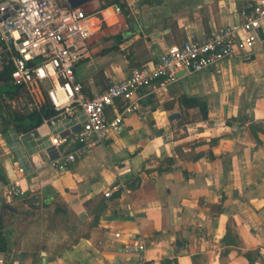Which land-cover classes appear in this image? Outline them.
<instances>
[{"label": "crops", "instance_id": "crops-1", "mask_svg": "<svg viewBox=\"0 0 264 264\" xmlns=\"http://www.w3.org/2000/svg\"><path fill=\"white\" fill-rule=\"evenodd\" d=\"M114 1L79 6L95 17L90 57L74 69L87 95L156 61L167 46L241 21L254 2L117 0L123 14ZM2 95L0 88L8 119ZM138 97V112L62 173L46 164L55 154L46 138L16 134L0 119L4 264H135L120 251L132 235L145 239L147 264H264V31L249 54ZM31 158L45 164L33 168ZM16 162L25 168L24 195L7 200Z\"/></svg>", "mask_w": 264, "mask_h": 264}, {"label": "built area", "instance_id": "built-area-1", "mask_svg": "<svg viewBox=\"0 0 264 264\" xmlns=\"http://www.w3.org/2000/svg\"><path fill=\"white\" fill-rule=\"evenodd\" d=\"M94 18L80 7L61 5L57 0H0V76H7L4 108L8 114H42L32 135L46 138L55 148L46 164L59 173L102 144L127 116L138 112L142 89L161 94L184 75L212 69L238 52L249 54L257 33L264 31V0H254L251 13L244 14L241 21L167 46L156 61L132 68L123 79L87 95L74 69L90 57ZM108 107L114 109L112 117L106 114ZM43 110L52 114L44 116ZM71 141L80 146L59 150ZM28 164L38 169L45 162L31 158ZM15 171L18 178L9 179L5 186L7 200L24 195L20 176L25 168L16 162ZM114 238L122 236L114 233ZM145 249V239L132 235L124 238L120 251L136 256L135 264H147ZM0 264H4L1 252Z\"/></svg>", "mask_w": 264, "mask_h": 264}, {"label": "trees", "instance_id": "trees-1", "mask_svg": "<svg viewBox=\"0 0 264 264\" xmlns=\"http://www.w3.org/2000/svg\"><path fill=\"white\" fill-rule=\"evenodd\" d=\"M114 3H116V5L119 7L120 11L123 14L127 13L126 5L124 2L115 0ZM6 83L7 76L5 77V75H1L0 88L2 93L7 92ZM43 112L42 113L44 114V116H49L52 114L51 110H43ZM41 115L42 114L40 113H30L27 115L9 114L8 119H4L1 116L0 119L2 120V123L5 128L11 127L16 134L31 135L34 132V129L40 124ZM38 203V201H34L35 205H39ZM7 236L8 235L6 232L0 230V252L5 253L8 250L9 241Z\"/></svg>", "mask_w": 264, "mask_h": 264}, {"label": "water", "instance_id": "water-1", "mask_svg": "<svg viewBox=\"0 0 264 264\" xmlns=\"http://www.w3.org/2000/svg\"><path fill=\"white\" fill-rule=\"evenodd\" d=\"M90 0H66L67 4L72 7V8H76V7H79L83 4H85L86 2H88ZM179 116L178 114H172L169 119L170 120H174V119H178ZM178 125H180V123H178Z\"/></svg>", "mask_w": 264, "mask_h": 264}, {"label": "rangeland", "instance_id": "rangeland-1", "mask_svg": "<svg viewBox=\"0 0 264 264\" xmlns=\"http://www.w3.org/2000/svg\"><path fill=\"white\" fill-rule=\"evenodd\" d=\"M59 1L61 2L62 0H57V2H59ZM1 253H3V252H1Z\"/></svg>", "mask_w": 264, "mask_h": 264}, {"label": "bare ground", "instance_id": "bare-ground-1", "mask_svg": "<svg viewBox=\"0 0 264 264\" xmlns=\"http://www.w3.org/2000/svg\"><path fill=\"white\" fill-rule=\"evenodd\" d=\"M109 12V11H108ZM111 13V12H110ZM112 16V15H111Z\"/></svg>", "mask_w": 264, "mask_h": 264}]
</instances>
